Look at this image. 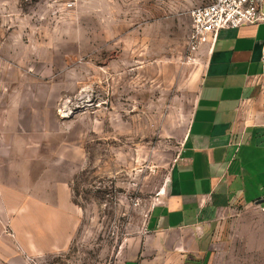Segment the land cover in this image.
Masks as SVG:
<instances>
[{"label":"rangeland","instance_id":"1","mask_svg":"<svg viewBox=\"0 0 264 264\" xmlns=\"http://www.w3.org/2000/svg\"><path fill=\"white\" fill-rule=\"evenodd\" d=\"M207 0H0V264H115L185 137ZM204 264H264V203L221 215Z\"/></svg>","mask_w":264,"mask_h":264},{"label":"crops","instance_id":"2","mask_svg":"<svg viewBox=\"0 0 264 264\" xmlns=\"http://www.w3.org/2000/svg\"><path fill=\"white\" fill-rule=\"evenodd\" d=\"M187 130L138 255L115 264H204L221 215L264 203V21L208 33Z\"/></svg>","mask_w":264,"mask_h":264},{"label":"built area","instance_id":"3","mask_svg":"<svg viewBox=\"0 0 264 264\" xmlns=\"http://www.w3.org/2000/svg\"><path fill=\"white\" fill-rule=\"evenodd\" d=\"M260 21H264V0H207L194 5L190 9L189 49L197 51L206 44L208 33L214 37L221 28Z\"/></svg>","mask_w":264,"mask_h":264}]
</instances>
